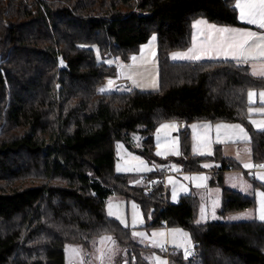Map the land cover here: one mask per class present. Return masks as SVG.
<instances>
[{
	"label": "trees",
	"instance_id": "obj_1",
	"mask_svg": "<svg viewBox=\"0 0 264 264\" xmlns=\"http://www.w3.org/2000/svg\"><path fill=\"white\" fill-rule=\"evenodd\" d=\"M199 17L244 25L235 0H0V264H63L65 243L89 245L101 235L136 254L131 229L106 212L113 194L152 208V225L190 233L193 253L175 251L170 264H264V220L228 218L255 206L253 196L225 188L223 219L198 222L193 193L171 202L164 179L134 184L115 172L117 140L130 144L139 133L144 147L134 150L158 160L154 131L170 120L241 122L254 160L264 162V130L250 124L248 96L264 77L235 60L171 59L190 45ZM154 33L159 89L101 93ZM180 137L174 159L203 169L208 155L192 154L188 129ZM211 157L221 160L219 172L241 168ZM132 254L126 264H148Z\"/></svg>",
	"mask_w": 264,
	"mask_h": 264
},
{
	"label": "rangeland",
	"instance_id": "obj_2",
	"mask_svg": "<svg viewBox=\"0 0 264 264\" xmlns=\"http://www.w3.org/2000/svg\"><path fill=\"white\" fill-rule=\"evenodd\" d=\"M109 80V78H108ZM107 84V83H106ZM105 83L100 87L101 93H110L115 91H106ZM104 89V91H101ZM264 92V88L258 89ZM253 91L250 90L249 93ZM254 109H264L260 105H252L250 108V124L254 129H259L252 121H264V111H254ZM177 121H163L154 131L155 154L158 160L149 159L134 148L143 149L142 140L139 133H132L130 144L127 140L120 139L115 142L116 162L115 172L128 174L134 184H143L145 175H153L148 180L153 179L156 182L164 179V188L168 191V200L176 202L182 195L193 193L199 199L198 203V222H208L223 219L221 210L224 207V189H236L247 195L255 196L256 207L250 210L231 213L228 218L232 221L260 219L261 216V194L264 193L260 186L264 180L260 179V174L264 173V168L254 172L252 168L244 167L251 163L252 159L248 157L245 142L249 140H238L235 138L238 129L224 128L219 132L216 125H239L248 137L250 132L245 124L241 122L227 121H208L197 120L191 124V152L197 155H208L202 161L203 169L185 170L183 162L175 160L174 157L182 155L181 137L179 129L176 126ZM164 125L169 127L165 128ZM175 127H172V126ZM196 127L193 128L192 126ZM210 125L211 128H205ZM232 136V139H229ZM222 141V142H218ZM242 143H233V142ZM179 154H175V153ZM158 153H164L160 155ZM219 153L222 157H232L241 164L240 169H231L219 172L218 167L221 160L210 158ZM264 165V162H261ZM207 165V166H206ZM151 171L143 169L144 167ZM169 168V170H167ZM131 169V170H129ZM178 169V170H177ZM165 170L164 176H158L154 173ZM203 178V179H201ZM106 212L108 216L115 218L123 226L131 229L132 240L139 245V252L132 254L117 243V240L109 235L95 237L89 245L65 243L63 245L64 261L63 264H126L125 260L132 254L145 259L148 264H157V258L170 264V255L175 251H181L187 254L194 246L190 233L180 226H169L166 222L161 225H152L154 220V211L151 208L144 212L138 202L134 199L126 198L116 194L110 195L106 199ZM111 213H114L111 214ZM256 217V218H255ZM134 233H144V236H136ZM163 233V235H159ZM156 234V235H153ZM110 238V239H106ZM163 245V247H160ZM71 249H77L79 256H74ZM130 264V263H128Z\"/></svg>",
	"mask_w": 264,
	"mask_h": 264
},
{
	"label": "crops",
	"instance_id": "obj_3",
	"mask_svg": "<svg viewBox=\"0 0 264 264\" xmlns=\"http://www.w3.org/2000/svg\"><path fill=\"white\" fill-rule=\"evenodd\" d=\"M237 0H235V5ZM238 10V17L240 15V10ZM240 20V19H239ZM197 21H205L206 23L200 24L199 26L196 25ZM244 25H227V24H218L214 22H210L203 17L196 18L192 23V32H191V43L188 47L184 49H177L171 52L170 56L173 61H191V60H174L172 58L174 53H185L188 52L189 49H195V52L192 54L203 55L205 58L199 61L204 60H234L231 56H225L224 53L237 51L235 49H229L222 43L221 34L216 31L219 28H229V29H241L245 31H253L256 32L258 35L264 34V29H260L257 25H250L245 21L240 20ZM209 25L216 26L215 29L209 28ZM227 35V34H225ZM155 37V40H153ZM255 52V49H252ZM241 60H235L239 63H243L249 66L250 71L253 73L254 69H259L264 66V58H256V59H249L247 63L242 62ZM117 76L114 78H110L105 82L106 91H118V92H125L130 91L134 88L150 91V90H157L160 87L159 82V55H158V36L156 33L152 34L149 40L139 47V50L131 55V62L129 64H122L118 66ZM112 82L109 84V82ZM104 87V86H102ZM251 92H255L259 94V90H253ZM250 101V100H249ZM252 105H260L264 107V101H261L259 95L255 98V102H251ZM191 124L185 121H177L176 126L179 129V133L185 128L190 132V143L192 145V138H191ZM262 130V129H257ZM235 144L242 143V142H233ZM246 146V151L248 157L252 159V165L256 162L251 152V148L248 142ZM232 158V157H230ZM219 170V167H218ZM230 169H225L227 171ZM260 170V169H259ZM224 171H221L223 173ZM256 172V171H254ZM264 182L260 183L261 188L263 189ZM230 189V188H229ZM235 191H239L236 189H232ZM264 191V189H263ZM241 192V191H239ZM243 193V192H241ZM245 194V193H243ZM247 195V194H245ZM250 196V195H249ZM255 198V196H253ZM224 202V200H223ZM256 207V199H255V206ZM248 208L249 210L252 208ZM256 218V217H255ZM258 219V218H256Z\"/></svg>",
	"mask_w": 264,
	"mask_h": 264
},
{
	"label": "snow or ice",
	"instance_id": "obj_4",
	"mask_svg": "<svg viewBox=\"0 0 264 264\" xmlns=\"http://www.w3.org/2000/svg\"><path fill=\"white\" fill-rule=\"evenodd\" d=\"M236 8L240 10L239 19L242 21L247 22L250 25H257L260 29H264V0H237L235 5ZM206 23L205 21H197L196 25L199 26L200 24ZM209 28L215 29L216 26L209 25ZM221 34L222 43L226 45L229 49L238 50L232 52L224 53L225 56H231L234 60H241L242 62L247 63L249 59H256V58H264V34L258 35L256 32L253 31H245L241 29H229V28H219L216 29ZM227 34V35H225ZM155 40V37H153ZM255 49V52L252 51ZM195 52V49H189L188 52L185 53H174L172 58L174 60H191V61H199L204 59L203 55L192 54ZM253 75L257 77H264V66L259 69L253 70ZM112 82L110 81L109 84ZM101 91H104L102 89ZM259 95L261 101H264V92H260L259 94L255 92L248 93L250 102H255V98ZM254 111H264V109H254ZM257 128L264 130V121H252ZM163 127L167 128L168 125H164ZM172 127H175L174 125ZM193 128L196 126L193 125ZM205 128L210 129V125H205ZM229 128V129H238V132L235 134V138L238 140H249L247 133L245 130L239 125H216V130L219 132L221 129ZM229 139H232V136H229ZM222 142V141H218ZM160 155H164V153H158ZM175 154H179L178 152ZM207 166V165H206ZM244 167L252 168L253 165L251 163L245 164ZM259 167L264 168V165H260ZM131 170V169H129ZM137 171L145 170L151 171V169L147 168L146 166L143 169H136ZM178 170V169H177ZM260 179L264 180V173L260 174ZM203 179V178H201ZM261 216L260 219L264 220V193L261 194ZM114 215V213H111ZM136 236H144V233H134ZM156 235V234H153ZM159 235H163L160 233ZM110 239V238H106ZM163 247V245H160ZM71 252L74 256H79V251L77 249H71ZM157 264H167L166 261H161L157 258Z\"/></svg>",
	"mask_w": 264,
	"mask_h": 264
},
{
	"label": "built area",
	"instance_id": "obj_5",
	"mask_svg": "<svg viewBox=\"0 0 264 264\" xmlns=\"http://www.w3.org/2000/svg\"><path fill=\"white\" fill-rule=\"evenodd\" d=\"M260 165H263V164H262L261 162H255V163L253 164L252 170H253V171H256V170L261 169L262 167H259ZM167 170H169V168H167ZM151 183H152V184H155L156 181L152 180Z\"/></svg>",
	"mask_w": 264,
	"mask_h": 264
},
{
	"label": "water",
	"instance_id": "obj_6",
	"mask_svg": "<svg viewBox=\"0 0 264 264\" xmlns=\"http://www.w3.org/2000/svg\"><path fill=\"white\" fill-rule=\"evenodd\" d=\"M61 65H62L63 67H65V68H67V63H66V61L64 60V58L61 59ZM195 245L197 246L198 243H195ZM192 253H193V250L191 249V250H189V251L187 252V256H190Z\"/></svg>",
	"mask_w": 264,
	"mask_h": 264
}]
</instances>
